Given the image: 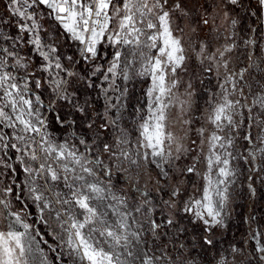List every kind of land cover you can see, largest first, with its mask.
Instances as JSON below:
<instances>
[{"label":"snow or ice","instance_id":"6c2138e0","mask_svg":"<svg viewBox=\"0 0 264 264\" xmlns=\"http://www.w3.org/2000/svg\"><path fill=\"white\" fill-rule=\"evenodd\" d=\"M0 264H264V0H0Z\"/></svg>","mask_w":264,"mask_h":264},{"label":"trees","instance_id":"16d2710c","mask_svg":"<svg viewBox=\"0 0 264 264\" xmlns=\"http://www.w3.org/2000/svg\"><path fill=\"white\" fill-rule=\"evenodd\" d=\"M237 227H238V225H234L233 228H232V232L235 231V230L237 231Z\"/></svg>","mask_w":264,"mask_h":264},{"label":"rangeland","instance_id":"374dc122","mask_svg":"<svg viewBox=\"0 0 264 264\" xmlns=\"http://www.w3.org/2000/svg\"><path fill=\"white\" fill-rule=\"evenodd\" d=\"M236 232H237V231L235 230V231H233L232 233H233V234H236Z\"/></svg>","mask_w":264,"mask_h":264}]
</instances>
